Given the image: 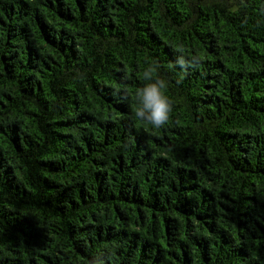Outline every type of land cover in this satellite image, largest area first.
I'll use <instances>...</instances> for the list:
<instances>
[{
    "label": "trees",
    "instance_id": "1",
    "mask_svg": "<svg viewBox=\"0 0 264 264\" xmlns=\"http://www.w3.org/2000/svg\"><path fill=\"white\" fill-rule=\"evenodd\" d=\"M0 264H264V0H0Z\"/></svg>",
    "mask_w": 264,
    "mask_h": 264
},
{
    "label": "clouds",
    "instance_id": "2",
    "mask_svg": "<svg viewBox=\"0 0 264 264\" xmlns=\"http://www.w3.org/2000/svg\"><path fill=\"white\" fill-rule=\"evenodd\" d=\"M177 63L184 65L183 57H177ZM156 63L147 65L141 76L142 84L138 85L132 95L135 101L134 117L137 121L159 129L164 127L173 111V102L166 94L167 83L158 74ZM122 91L117 93L120 101L127 100V88L118 85Z\"/></svg>",
    "mask_w": 264,
    "mask_h": 264
}]
</instances>
